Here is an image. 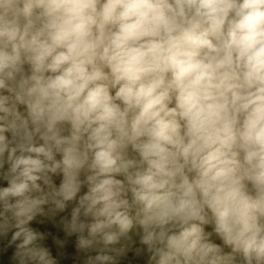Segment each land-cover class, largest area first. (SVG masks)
I'll return each mask as SVG.
<instances>
[{
  "label": "clouds",
  "instance_id": "clouds-1",
  "mask_svg": "<svg viewBox=\"0 0 264 264\" xmlns=\"http://www.w3.org/2000/svg\"><path fill=\"white\" fill-rule=\"evenodd\" d=\"M0 264H264V0H0Z\"/></svg>",
  "mask_w": 264,
  "mask_h": 264
}]
</instances>
